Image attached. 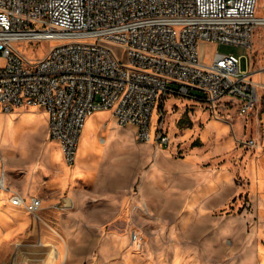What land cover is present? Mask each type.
<instances>
[{"label":"rangeland","instance_id":"374dc122","mask_svg":"<svg viewBox=\"0 0 264 264\" xmlns=\"http://www.w3.org/2000/svg\"><path fill=\"white\" fill-rule=\"evenodd\" d=\"M263 5L259 0L258 14H264ZM53 43L16 45L36 60ZM198 51L203 62L215 51L242 55L240 68L264 85V25L254 29L249 51L205 40L198 41ZM259 93L249 112L229 101L216 115L200 98L171 93L161 113H153L145 141L133 124L96 110L91 127L106 138L101 155L82 162L83 173L51 202L48 217L25 210V224H17L24 216L0 227V264H264V89ZM157 116V127L168 136L163 144L154 138ZM215 116L221 123L205 131ZM18 117H29V124L15 149L8 138L0 139V153L6 166L27 167L41 162L51 140L47 112L35 105L0 110V128ZM71 165L64 163L68 170ZM189 187L191 197L182 193ZM189 205L196 212L178 213Z\"/></svg>","mask_w":264,"mask_h":264},{"label":"built area","instance_id":"2783aa9c","mask_svg":"<svg viewBox=\"0 0 264 264\" xmlns=\"http://www.w3.org/2000/svg\"><path fill=\"white\" fill-rule=\"evenodd\" d=\"M258 2L0 0V110L44 108L49 137L67 164L75 162L84 121L97 109L110 108L118 123L133 124L143 141L171 93L200 98L215 115L229 101L249 112L264 85L240 68L242 55L215 51L210 61H200L198 41L249 51L254 29L264 25ZM41 40L54 43L36 60L16 45ZM159 122L157 116L154 138L163 144L168 136ZM0 188L10 190L12 204L38 214L41 197L10 189L1 154Z\"/></svg>","mask_w":264,"mask_h":264},{"label":"crops","instance_id":"0c3cea01","mask_svg":"<svg viewBox=\"0 0 264 264\" xmlns=\"http://www.w3.org/2000/svg\"><path fill=\"white\" fill-rule=\"evenodd\" d=\"M97 110H102V109H97ZM95 111L96 110L92 111L88 115L93 114ZM209 129L206 128L205 131H209ZM47 142L49 143L45 145L41 162H36L33 165L30 164L27 167H23L20 163L12 164L9 166L5 165L6 182L11 189L18 191L26 198H28V196L33 193L40 194L42 199V206L38 210V215L42 216L44 219L48 217L49 215L48 213L50 212V209H52L51 202L53 203L58 202L61 195L67 189H69V187L71 186V182L73 180V178L69 175L68 169L64 166L65 162L62 158V153L58 141L51 138V140ZM182 193L185 196L191 197V195L193 196L192 194L193 189H190V187L188 188V190L183 189ZM9 194L10 193L8 190L0 189V200L2 202H6V204L8 205L7 207L11 211L14 210V212H25V217L22 220V222L17 223L18 225L22 226L29 219L26 215L27 210L24 209L23 207L12 204L8 200ZM200 199L201 197L199 198V200ZM200 207L202 208V206ZM55 208L58 209V206H56ZM200 210L201 209H199V211ZM192 211L193 212L196 211L194 209V205L193 206L189 205L187 209L183 208L182 210H178V213L179 214H183L184 212L191 213Z\"/></svg>","mask_w":264,"mask_h":264},{"label":"bare ground","instance_id":"6f19581e","mask_svg":"<svg viewBox=\"0 0 264 264\" xmlns=\"http://www.w3.org/2000/svg\"><path fill=\"white\" fill-rule=\"evenodd\" d=\"M101 109H104L105 111H107L108 114L111 113V109L110 108H101ZM22 118L23 117H20V118L18 117L17 119H13L12 120V126H8V123H7L6 126L9 127L7 129H5V128L4 129H1L0 128V139L2 140V139L8 138L9 141H10L11 147L13 149H15V144L17 143V140L19 139V137L21 135V130L25 126H27L29 124V117L28 118L27 117L26 118L24 117L25 119L24 118L22 119ZM86 118L87 119H85L84 124H83V127H82V130H81V136H79L80 138L78 140L79 141V144L77 145V147H78V155H76L77 157L75 159V162L70 166V168L68 170L69 171V175L73 178V180H74V177H76L77 175H80V174L83 173L82 162L87 161L91 157H99L101 155V152H102V149H103L104 145L106 144L105 143V140H106L105 137H102L101 136L99 138L97 136V133H98V129L99 128L98 127H91L92 118H93V117H91V114L88 115ZM219 123H221L220 122V119L217 116H215L208 123L207 129H209L210 127L217 128L219 126ZM18 147H19V145H18ZM148 148H150V147H148ZM149 150H151V149H149ZM104 151H105V149H104ZM166 153H169V152H166ZM117 155H118V153H117ZM149 156H150V153H149ZM168 156H169V154H168ZM1 157H2V159L4 161V159H5L4 154L1 153ZM96 161H97V159H96ZM4 163H5V161H4ZM105 165H103V166H105ZM73 180H72V182H73ZM8 191L10 192V190H8ZM9 201H10V199H9ZM1 203H0V227L2 225L9 224L13 220H17V219H20V218H22V217L25 216V212H14V210L11 211L8 207H6L5 205H2ZM262 249H264V248H262ZM259 255H260L261 260L264 261V252H261L259 250Z\"/></svg>","mask_w":264,"mask_h":264}]
</instances>
